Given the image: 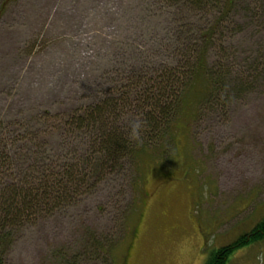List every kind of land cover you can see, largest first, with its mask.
Wrapping results in <instances>:
<instances>
[{
    "label": "rangeland",
    "instance_id": "374dc122",
    "mask_svg": "<svg viewBox=\"0 0 264 264\" xmlns=\"http://www.w3.org/2000/svg\"><path fill=\"white\" fill-rule=\"evenodd\" d=\"M3 2L0 138L45 130L47 145L33 152L85 164L100 146L89 148L86 118L72 116L120 96L93 134L115 126L128 136L130 121L144 120L166 92L173 101L156 109L148 124L155 130L142 133L148 152L119 160L69 203L27 220L4 264H205L262 219L264 0L238 1L206 49L203 32L221 12L188 0H11L1 9ZM201 50L210 92L176 106ZM19 158L0 160V185L25 170ZM91 236L112 246L108 255L88 251ZM226 264H264V238L234 249Z\"/></svg>",
    "mask_w": 264,
    "mask_h": 264
},
{
    "label": "trees",
    "instance_id": "16d2710c",
    "mask_svg": "<svg viewBox=\"0 0 264 264\" xmlns=\"http://www.w3.org/2000/svg\"><path fill=\"white\" fill-rule=\"evenodd\" d=\"M10 1L11 0H5L1 5V9H3ZM188 1L193 2L199 10L208 6L212 13L211 16L215 15L218 11L221 12L216 15L219 19H216L209 29L203 32L202 40L206 49L214 40V28L219 27L225 20L232 17L231 10L240 0ZM224 16L227 19H225ZM206 52L207 50L200 51L197 68L193 72L188 88L185 92H182L179 95V99L176 101V106L184 101V96L185 98H188L189 101L191 100L190 103L196 104L202 96L209 94V85L211 81L206 79L205 75L207 73L204 69V65L208 63ZM200 77L205 78L200 79ZM169 94L170 93L166 92V96H164L166 98H160V101L162 100L160 104L155 103L151 108L152 110L145 112L144 120L147 122V134H150L155 130L154 127H149L148 124L156 123V117L153 115L156 113V109L161 110L162 108L169 107V103L171 102V96ZM122 97L124 100L127 99V94ZM173 97L176 98V95L172 94V98ZM118 99H120V96ZM118 99L117 96H112L104 107L111 108V111L114 110L113 112H115L118 107ZM172 103L173 101L171 102V107H173ZM92 107L93 108L85 113L76 114L71 117V120L73 118L79 122L83 121L82 118L85 117L88 134L90 135L88 140L89 148L100 146V152L98 151L99 157L95 159L89 154V158L85 164H80L79 162H72L70 164L61 163L58 158L56 160H51L48 156H44L43 154L45 152L39 149H37L36 152H33L39 144L40 146L47 145L48 132L45 130L42 132V135L40 134L34 138L22 136L19 141L6 135L3 138H0V160L3 159V166L5 163L7 166V163L12 162L14 157L19 158L21 156H24L25 159L20 161L24 164L28 163L26 164L25 170L21 169L23 172L17 173V175L10 181L5 180L0 185V264H4V255L13 242L14 233L19 227L24 225L27 220L34 219L39 215V212L52 214L55 209L62 207L65 203H69L68 201H70L71 193L78 192L84 184L88 183V180L91 179V177L99 176L106 169H113L119 160L127 158L128 156L135 159L140 154L146 153L147 149L151 147L147 141L140 143V145L136 147L135 144H132L131 140H129L127 131L115 126L111 129L107 128V130L103 129L102 126L100 131L98 130V137L95 138V134L93 133L95 131L94 128H96L97 125L94 124L98 121V118L103 117L105 119L107 111L99 104H94ZM165 113H167V111H165ZM56 118L55 121L58 122L56 123L55 129L62 134L61 131L66 129V126L63 123L64 120H61L64 118L57 115ZM72 122L70 125H72ZM108 122L109 121L107 120V123ZM70 125L68 126L70 127ZM69 127L68 129L72 133L74 129ZM164 131L166 134L168 129ZM7 140H10L9 144L7 143ZM146 140H150L149 137H147ZM31 158L33 159V163L36 161V164H30ZM28 170L31 171L27 172ZM136 181L139 190L140 183L142 182L140 172H138ZM125 223L126 218L123 220V227L125 226ZM263 238L264 216L248 233H244L228 245L212 250L207 257L205 264H226L229 255L234 249ZM89 241L87 249L88 251L90 250V253L94 256L108 255L111 250L112 246H107V243L101 238L98 239L91 236L89 237Z\"/></svg>",
    "mask_w": 264,
    "mask_h": 264
},
{
    "label": "clouds",
    "instance_id": "9594fccd",
    "mask_svg": "<svg viewBox=\"0 0 264 264\" xmlns=\"http://www.w3.org/2000/svg\"><path fill=\"white\" fill-rule=\"evenodd\" d=\"M147 122L142 118H137L130 121L128 125V138L135 143L142 142V133L146 127Z\"/></svg>",
    "mask_w": 264,
    "mask_h": 264
}]
</instances>
